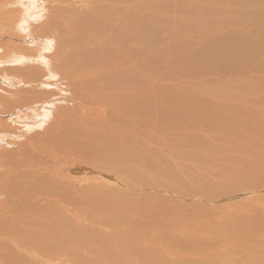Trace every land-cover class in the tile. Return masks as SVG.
I'll use <instances>...</instances> for the list:
<instances>
[{
  "label": "bare ground",
  "instance_id": "1",
  "mask_svg": "<svg viewBox=\"0 0 264 264\" xmlns=\"http://www.w3.org/2000/svg\"><path fill=\"white\" fill-rule=\"evenodd\" d=\"M100 1L0 0V32L26 31V37L32 35L45 44L41 48L4 38L0 41V60L9 56L18 61L21 57L20 65L4 68L0 74L38 87L21 91L28 95H18L0 86V196H15V203L8 196L6 202L0 198V264H264V241L260 240H264V194L261 191L263 195H255L264 188V164L259 165L264 152L250 151L249 138L245 137H250L252 144V131L242 128L238 135L217 139L226 145L224 148L202 142L193 152L158 137L150 123L140 128V137L124 135L114 125L112 115L126 114L128 99L120 91L105 90L116 87L113 81L106 83L110 81L107 72L110 70L113 76L125 69L119 64L122 59L107 61L98 30L93 27L92 11ZM117 5L124 3L119 1ZM58 35L63 37L62 43ZM50 47L52 52L47 53L45 49ZM52 84L57 85L55 89L48 88ZM121 85L120 78L117 86ZM55 91L68 96L57 98L59 93ZM72 98L83 102V111L77 105L74 110L65 107ZM180 99L173 104L187 107ZM51 103L57 104L56 110L48 109ZM92 104L96 112L91 110ZM197 105L193 103L194 110ZM12 114L14 117L9 118ZM164 117L162 114L160 119ZM167 118L164 126L181 119L179 115ZM197 120L193 113L187 123L198 130L199 124L192 125L200 122ZM88 122L93 124V131ZM19 125L28 131L43 125L51 127L56 136L54 146L48 150L33 147L32 154L19 159L14 152H6L17 138ZM169 134L175 139L179 132L172 130ZM195 135L210 139L203 133ZM62 150H66L64 160L58 155ZM189 157L193 158L191 168L184 162ZM135 161L139 172L134 169ZM184 166L185 171L206 173L207 178L201 185H193L191 178H181L182 185L176 175ZM156 168L159 177L150 174ZM257 177L260 179L254 180ZM216 178L222 180L223 188H211ZM246 178L252 182L245 183ZM234 181L241 182V187L232 190ZM105 188H121L122 193L135 189L133 194L137 196L130 209H137L125 213L122 219L109 215L108 219L102 215L99 219ZM241 192L255 196L241 203L234 200L243 209L235 214L243 212V221L250 222L239 231L235 228L244 234L232 243L227 241L230 233L226 225L217 222L216 228L218 219L210 220L216 214L212 207L221 200L238 198ZM197 216L205 221H197ZM215 233L218 238L203 246L206 237L212 238Z\"/></svg>",
  "mask_w": 264,
  "mask_h": 264
},
{
  "label": "rangeland",
  "instance_id": "2",
  "mask_svg": "<svg viewBox=\"0 0 264 264\" xmlns=\"http://www.w3.org/2000/svg\"><path fill=\"white\" fill-rule=\"evenodd\" d=\"M119 1H122L124 5L118 6ZM125 4L131 5V8L124 7ZM92 14L93 27L98 30L102 50L105 52L107 61L113 58L114 61L122 59L119 64L125 69L113 76L110 75V70L107 72L110 81L106 83L113 81V86L116 85V87L105 90L120 91L125 93V97L128 99L126 114L124 112L123 114L119 113L117 117L112 115L114 125L119 127L124 135L140 137V128H145L150 123V128H155L158 131L156 134L159 135L158 137L164 136L171 140L176 147L187 148L189 151L192 149L193 152L196 150L194 148H197L196 145L202 142H206L205 145L207 146L212 143L224 148L226 145L220 144L217 139L223 141L228 135H238L240 129L247 128L252 131L255 140L251 144L250 137H245L249 138L250 151L261 150L264 152V0H101L95 4ZM3 33L4 35L1 36ZM27 34L26 31L18 29L11 33L0 32V41L4 38L3 41H19L30 46L44 47V42L32 35L26 37ZM17 36L25 38L20 40L17 39ZM58 37L62 43L63 37L59 35ZM115 44H118L116 51ZM51 49L52 47L45 49V51L51 53ZM19 58H21L20 55L17 61L16 58L7 56L0 60V72L4 68L20 65L21 59ZM28 59L32 60V57ZM41 60L42 58L38 59V61ZM13 61L15 62L11 63ZM120 78L122 79L121 87L117 86ZM54 81L51 79L52 83ZM0 86L12 94L19 93L18 95L24 94L21 91L30 87H34L30 90L38 88L37 85L22 83V81L17 83L5 74H0ZM56 86L52 84L48 88L55 89ZM58 93L57 98L68 96V93L55 91V94ZM178 98H182L181 101L184 99V106L187 105V107L181 109L179 104H173ZM164 99H167L168 102L161 103ZM51 100L52 98L49 99V101ZM66 103H69L65 105L69 109L74 110L75 105H77L83 111L81 100L72 98V101ZM193 103H198L197 110H194ZM56 105V103H51L47 107L56 110ZM36 107L34 105L32 108L35 109ZM91 110L96 112L95 104L91 105ZM193 113L197 114V121L200 120V122L192 123V125L199 124L201 129L196 130L187 123ZM162 114L165 117L160 119ZM167 115L170 118L179 115L181 119L168 121L164 126L165 120L168 119ZM119 116L124 117L120 120ZM12 117L14 114L9 116V118ZM88 124L93 131V124L91 122ZM43 126H40L41 128L35 127L31 131L20 126L17 129V138L14 137L17 141L14 139L13 144L9 145L6 152H14L19 159L32 154L34 152L33 147H39L41 150L51 149L54 146L53 140L56 138L55 130L51 131V127L47 125L42 128ZM230 129L232 130L230 131ZM172 130L179 132L175 139L169 138V133ZM196 133H203L205 137L210 139L197 138L195 137ZM65 152L66 150H62L58 153L63 160L65 159ZM261 156L260 164L257 162L259 165L262 162L264 164V153ZM192 159V157L184 158L185 164L190 167ZM152 165H155L154 161ZM134 169L139 172L136 161ZM151 173L154 177L160 176L157 168L151 170ZM186 173L189 175L188 177ZM176 176L180 178L179 183L182 185L181 178H191L193 185H201L202 179L204 181L207 178L206 173L202 175L191 169L185 171V166L181 173L179 172ZM229 178L232 177L229 176ZM197 179H199V183ZM223 179H228V177ZM236 179L238 178L234 177V180ZM256 179L260 178L257 177L254 180ZM247 180L251 181L250 178H246L244 179L245 183ZM163 181L167 182L168 180L164 178ZM214 181L211 188H223L221 187L224 185L222 180L216 178ZM231 181L233 180L230 179L229 182L232 183ZM170 182L173 181L170 180ZM236 183L240 184L237 185ZM236 183L234 181V185L230 184L232 190L241 187V182L237 181ZM131 189L129 192L122 193L121 188H105L104 200H100L102 210L98 211L101 213L98 218L100 219L102 215V218L105 217L106 219L110 216L113 219H122L125 213H132L137 209L136 206L134 209H130L137 196L136 193L135 196L133 194L136 190ZM166 189L172 188H164V190ZM263 190L264 188L254 193L256 195L260 192L257 195H263ZM255 195L252 192H241L238 194V198L231 199L232 201L222 202L221 200V203L219 201L215 207H212L214 210L212 212L216 214L212 213L211 217L214 219L210 220L218 219L216 223H221L222 226L226 225L225 228L230 233L228 242L233 243L236 238L240 237V233L243 235L244 231L239 233L236 231L239 227H247L246 224L250 222L249 219H246L248 222L243 221V212L235 214L236 210L238 212L241 209L236 204L250 200ZM7 196L10 199H15V196L7 194L0 196V198L2 197L0 200L6 202ZM256 202L261 203L260 200H256ZM11 203H15V200ZM227 204L229 205L228 208ZM233 205L237 208L231 209ZM260 214L261 220L263 216ZM106 215H109L108 218ZM170 216L169 214L168 218ZM199 218L200 216H197L196 220L205 221L204 218ZM218 223L215 225L216 228ZM240 230L242 231V229ZM206 235L208 234L206 233ZM215 236H217L216 233L212 238L206 237L202 242L204 243L203 246H206L208 241H215L218 238ZM260 240L261 242L264 241L263 239ZM222 243L224 244L223 241ZM157 252L162 254V251ZM231 256L234 259L237 258ZM227 260L229 263H233L232 259L227 258Z\"/></svg>",
  "mask_w": 264,
  "mask_h": 264
}]
</instances>
